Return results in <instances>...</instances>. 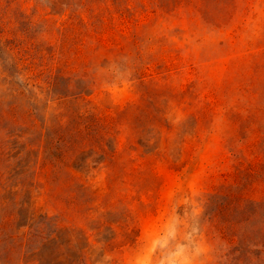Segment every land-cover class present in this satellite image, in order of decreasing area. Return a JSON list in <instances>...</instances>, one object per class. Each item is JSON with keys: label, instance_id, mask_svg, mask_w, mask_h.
Here are the masks:
<instances>
[{"label": "rangeland", "instance_id": "rangeland-1", "mask_svg": "<svg viewBox=\"0 0 264 264\" xmlns=\"http://www.w3.org/2000/svg\"><path fill=\"white\" fill-rule=\"evenodd\" d=\"M0 32V72L15 61L47 118L79 108L114 119L118 167L110 179L102 155H78L76 178L96 198L72 219H56L43 180L21 187L4 170L0 219L16 237L42 227L55 239L25 252L0 234V264L259 262L264 0H0ZM240 196L257 202L249 219L230 204ZM219 206L220 223L237 222L232 242L208 222Z\"/></svg>", "mask_w": 264, "mask_h": 264}, {"label": "trees", "instance_id": "trees-1", "mask_svg": "<svg viewBox=\"0 0 264 264\" xmlns=\"http://www.w3.org/2000/svg\"><path fill=\"white\" fill-rule=\"evenodd\" d=\"M15 0H8L11 4ZM2 32H0L1 37ZM0 42V49H1ZM17 63L13 61L10 67L0 72V187L5 184L3 181V171L7 169H15V175L19 177L13 182L17 185L25 187L30 180L44 181L45 196L48 201L56 202L59 214L57 218L72 219L73 214H78L87 207L96 198L95 192L88 185L77 180L75 173L79 172L80 167L77 163L78 155L84 153L87 149L93 153H97L104 157L106 168L110 169L109 178H113L118 171L116 163V148L109 144L114 130L116 128L115 121H107L90 109L84 111H69L67 121H63V112H54L46 117L47 105L43 104L37 95L29 88L28 83H17L16 76H21V72L17 71ZM16 69V70H14ZM58 99H65V105H75L79 101L78 96H68L65 93H58ZM29 131V132H26ZM36 152L37 158L32 164L26 163V156ZM74 164V165H73ZM82 170V169H81ZM68 177L65 183H56L58 178ZM6 183V182H5ZM217 198H212V200ZM234 200V199H233ZM60 202H62L60 204ZM238 216H249V207L256 205L257 202L237 197L234 201H230ZM210 207V206H208ZM254 207V206H253ZM249 209V210H248ZM223 207H216V211L209 213L208 222L223 239L233 241L238 237L236 229L237 222L228 221V224L220 223V216ZM250 218V217H249ZM248 218V219H249ZM242 219H238V225L243 224ZM11 217L3 216L0 219V234H5L11 238L12 243L20 248V250L35 251V243L43 245L51 238L53 233L46 234L41 227L38 230L29 231L20 238L16 237L12 231ZM45 224L56 226L55 220L45 218ZM44 224V223H43ZM32 228V225L30 226ZM56 228V227H55ZM55 232V231H54ZM246 242V235L243 233L242 238ZM3 239H0V243ZM263 249L256 256L259 262L264 264V241ZM11 247L3 248V255L7 261H10L8 253Z\"/></svg>", "mask_w": 264, "mask_h": 264}]
</instances>
